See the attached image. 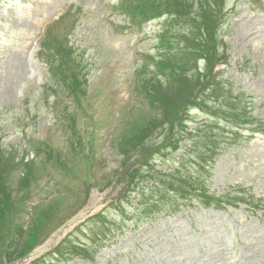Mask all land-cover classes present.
<instances>
[{
  "label": "rangeland",
  "instance_id": "1",
  "mask_svg": "<svg viewBox=\"0 0 264 264\" xmlns=\"http://www.w3.org/2000/svg\"><path fill=\"white\" fill-rule=\"evenodd\" d=\"M210 1L181 37L187 76L217 65L214 98L195 107L194 78L140 96L163 19L142 22V34L126 27L124 5L139 0H0V264H264V0ZM58 66L87 78L86 95ZM172 103L184 105L174 131L192 134L174 150V138H158L165 126L131 152ZM153 152L152 167L187 180L165 187L179 198L153 172L128 188L123 166ZM198 187L237 199L205 207L190 195Z\"/></svg>",
  "mask_w": 264,
  "mask_h": 264
},
{
  "label": "trees",
  "instance_id": "2",
  "mask_svg": "<svg viewBox=\"0 0 264 264\" xmlns=\"http://www.w3.org/2000/svg\"><path fill=\"white\" fill-rule=\"evenodd\" d=\"M148 1H156V0H148ZM158 1L161 2V0H158ZM167 2L175 3V0H167ZM202 3L203 4L208 3L210 6L214 7V2L213 1L207 0L206 2L202 1ZM176 12H177V10H172V12H170V13H172L171 15H173V13H176ZM162 73L163 74H167V71L165 69H162ZM170 74H171L172 77H176V78L179 77L178 71L175 68L171 70ZM60 79L66 86L68 85L69 87H71L73 92H80L81 94L85 93L84 84L82 82H79V80L77 79V77L75 75L66 76V74H65V75H62L60 77ZM155 79H156V77H152L150 79V82H146L145 81V83L143 85V89L144 90H148L150 87H154L155 85L153 86L152 82H155ZM179 83L180 84H178V86L182 84V82H179ZM172 85L173 84H171L170 87ZM215 85L216 84H214L213 82H210V83L204 82V83H202V86L198 88V90L196 91V93L193 96V98L190 99V103L192 105H196L197 103L201 102L200 98H199V96H201V95L206 97V98H208V99H210V100H212L214 98V96L210 95L209 93L212 92V90H213ZM156 86H159V85H156ZM158 88H162V87H158ZM175 89H179V87L176 86ZM172 105L173 106L175 105V112L172 113L171 116L166 118L164 121H163L162 117H161V119L156 120L155 123H154V126L148 128L147 130H145V132L142 135H140L139 138L135 141V143H134V145L132 147L133 150L131 152L140 153V152H142V150L146 149L147 141H149L155 135V133L158 132V129L161 130L165 126H168L167 130L170 131L169 135L160 133L158 135V138L164 136L163 141H165L166 137H168V139L176 137L175 140H172L175 143L174 144V148H176L179 145L180 141H182L184 136L191 135L190 131L187 132L186 129H182V128H176V132L174 131V122L173 121L175 120V118L177 117L179 111H181V109L183 108L184 105H181V104L176 105L174 103H172ZM179 135H180V137H179ZM161 150H159L157 152H160ZM216 150H217V148L213 149V151H216ZM154 153L155 152H153L151 155H143L142 157H140L139 159H146V161H143V163H141V161L138 160V161H134L131 165H129V163L124 165V168H125L124 176H128L129 177V181H128L129 186H131L134 182H139V181L141 182L142 180H144V175L147 172H153V173H155V177H154L155 181H159L160 186H162V188L164 189V192L167 195H173L174 197H179L180 191L178 189L166 191L165 187H166V185L168 183H170L169 185H173L175 183L184 184L186 182V180H184L182 178H178L175 174H170V173L166 174V173L158 172V170H155L149 164L152 159L148 160L149 158L152 157V155ZM206 153H210V151L206 150ZM129 154H128V157H129ZM122 158H124L125 161L127 160V159H125L126 158L125 154H122ZM212 159H215V158L213 157ZM124 160H123V162H124ZM27 178H28V175L26 173V174L23 175V178H21V180H23V179L26 180ZM191 195L193 196L194 194H191ZM183 197H186V196H183ZM206 197L208 198V200H201V201H202V203L204 205L207 206L210 203L209 202L210 197H208V196H206ZM197 199L200 200L202 198L199 197ZM78 252L80 254H84V255L88 254L87 250H85L84 248H82V249L78 248Z\"/></svg>",
  "mask_w": 264,
  "mask_h": 264
}]
</instances>
